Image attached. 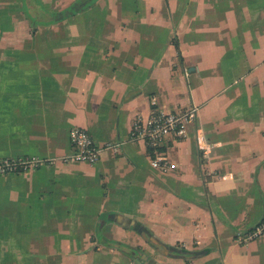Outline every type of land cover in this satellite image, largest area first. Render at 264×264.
I'll return each mask as SVG.
<instances>
[{"label": "crops", "instance_id": "crops-1", "mask_svg": "<svg viewBox=\"0 0 264 264\" xmlns=\"http://www.w3.org/2000/svg\"><path fill=\"white\" fill-rule=\"evenodd\" d=\"M23 2L0 0V159L43 163L0 175V264H264V232L236 240L264 216V0H95L34 31ZM152 98L197 107L164 171L130 137ZM74 126L95 164L61 160Z\"/></svg>", "mask_w": 264, "mask_h": 264}, {"label": "built area", "instance_id": "built-area-1", "mask_svg": "<svg viewBox=\"0 0 264 264\" xmlns=\"http://www.w3.org/2000/svg\"><path fill=\"white\" fill-rule=\"evenodd\" d=\"M153 109L146 116L136 115L131 124L130 137L133 140H142L148 149L150 164L153 168L167 170L171 166L167 158L169 143L179 141L186 136V128L195 122L197 107L192 104L188 107L174 108L169 111L157 109L154 98L151 99ZM70 152L63 156V162H79L95 164L101 157L103 146L94 142L90 132L80 126L70 128L68 132ZM117 147V145L112 146ZM43 162L33 157L16 159H0V175L9 173L27 172L39 167ZM264 232V222L257 225L245 235H237L238 242H246Z\"/></svg>", "mask_w": 264, "mask_h": 264}, {"label": "trees", "instance_id": "trees-1", "mask_svg": "<svg viewBox=\"0 0 264 264\" xmlns=\"http://www.w3.org/2000/svg\"><path fill=\"white\" fill-rule=\"evenodd\" d=\"M94 1L95 0H86V1L76 0L73 4H71L69 7L65 8V9H62L58 12H50L42 6L40 0H24L23 10H24L26 18L29 19V21L31 22L32 31H34L35 29H37V27L39 25L53 24V23H56V22L66 18L68 16H71V15L75 14L76 12L82 10L83 8H85L87 5L91 4ZM29 7H32L34 10V14L36 13L40 17L39 18L33 17L30 13ZM42 16H46V17H48V19H42ZM263 222H264V216H263L262 220H260V222L257 225L262 224ZM255 227H253L249 231H252ZM136 231L139 232L142 236H144V240L147 243L153 242V244L160 246L162 249H164L165 252H167V254H169L171 256L182 257V258L186 259V258H190V257L191 258L197 257L200 255H203V253H204L202 251H185L183 248H172V247H165V246H164L165 248H163L161 246V244H159L158 242H156L152 238V235L149 232H147L146 230H141L140 226H138ZM249 231H247V232H249ZM95 233L97 234V236L99 238L101 237L100 233L98 231V226H97ZM102 242H105V240H103ZM114 244H116L118 247H124L118 242H115ZM134 251L135 250H130L128 252V255L132 256V252H134ZM136 257H137L139 264H154L155 263L152 259H150L149 257H147L146 255H144L141 252H137Z\"/></svg>", "mask_w": 264, "mask_h": 264}, {"label": "rangeland", "instance_id": "rangeland-1", "mask_svg": "<svg viewBox=\"0 0 264 264\" xmlns=\"http://www.w3.org/2000/svg\"><path fill=\"white\" fill-rule=\"evenodd\" d=\"M83 1H86V0H83ZM127 1H129V0H127ZM133 0H130V6H132L133 4V2H132ZM29 10H30V13H31V15L33 16V17H35V18H39L40 16L39 15H37L36 13L34 14V10H33V8L32 7H29ZM58 12V11H57ZM42 19H48V17H46V16H42ZM33 22V21H32ZM100 233V232H99ZM102 234L100 233V236H101ZM143 239H144V236H141ZM96 239L97 240H99L101 243H104V245H105V247H115V249H116V251H119L120 253H124V254H126V255H128V252L130 251L129 250V248L128 247H118L116 244H114L116 241H114V240H112V239H106L105 240V242H102L103 241V239L100 237H98V236H96ZM152 243V244H151ZM151 243H148V247L147 248H150V249H153L154 250V252L156 253V254H160V255H164V256H168L169 254H167V252H165L164 251V249H162L160 246H158V245H155V244H153V242H151ZM146 252V251H145ZM147 255V254H146ZM214 258L213 257H210L209 258V261H212ZM207 262V264H210V262ZM154 264H158V263H154ZM213 264H218V260H217V262H215V263H213Z\"/></svg>", "mask_w": 264, "mask_h": 264}]
</instances>
